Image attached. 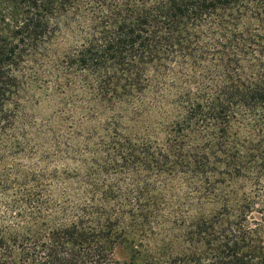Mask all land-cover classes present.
Masks as SVG:
<instances>
[{"label": "trees", "instance_id": "trees-1", "mask_svg": "<svg viewBox=\"0 0 264 264\" xmlns=\"http://www.w3.org/2000/svg\"><path fill=\"white\" fill-rule=\"evenodd\" d=\"M0 264H264V0H0Z\"/></svg>", "mask_w": 264, "mask_h": 264}, {"label": "rangeland", "instance_id": "rangeland-1", "mask_svg": "<svg viewBox=\"0 0 264 264\" xmlns=\"http://www.w3.org/2000/svg\"><path fill=\"white\" fill-rule=\"evenodd\" d=\"M115 257L120 261L124 260L127 257V250L124 247L117 248Z\"/></svg>", "mask_w": 264, "mask_h": 264}]
</instances>
